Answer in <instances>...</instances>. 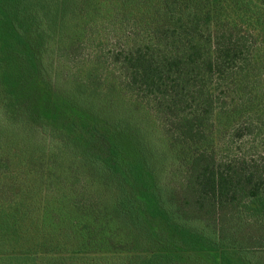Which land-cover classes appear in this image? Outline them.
<instances>
[{"label":"trees","instance_id":"obj_1","mask_svg":"<svg viewBox=\"0 0 264 264\" xmlns=\"http://www.w3.org/2000/svg\"><path fill=\"white\" fill-rule=\"evenodd\" d=\"M65 54L103 71L54 74ZM0 102L64 134L82 175L110 192L105 204L87 190L44 202L42 226L67 208L73 219L34 245L31 228L5 224L40 183H5L0 264H264V0H0ZM10 155L0 169L13 165V179L31 170Z\"/></svg>","mask_w":264,"mask_h":264},{"label":"rangeland","instance_id":"obj_2","mask_svg":"<svg viewBox=\"0 0 264 264\" xmlns=\"http://www.w3.org/2000/svg\"><path fill=\"white\" fill-rule=\"evenodd\" d=\"M102 16H99V21L101 20ZM101 28H103V25H100ZM105 31V30H104ZM86 48L84 50L83 54L93 53L95 54L97 51V48H92L91 44L86 42ZM70 48V47H68ZM55 55L57 51L54 52ZM53 60H56L53 58ZM87 61H85V57L79 56L76 59L70 58L68 54H65L62 56L58 62H54L51 69L54 74L60 73L62 77H67L69 80H75V77H81L84 78L86 76H89V73L91 72L93 75H97L103 69H98L94 63H89L88 66L84 65ZM66 73V74H65ZM65 74V75H64ZM0 102V156H5L6 154H12L10 156L14 157V159H29L33 163V159L37 160V165H34L31 163V170L27 168H22L21 165V174L19 177L13 179L11 176L13 173L11 165L10 167L1 168L0 169V188L7 185H13L15 182H19L20 186L25 189H29L32 193L34 192L32 189L35 188L37 183H40V185L37 188V196L33 200L32 204H37L39 208H36L32 205L31 209L28 211L27 214L23 215V218L20 219V213L23 211L19 209L17 213L15 212L12 216H10L5 224V226L8 223H12L14 221L19 220V234H16L15 236L18 237V235L23 236L22 232L32 229L30 232L29 238L35 239L34 245L38 243L41 239L45 237H50L51 234L49 232V229L53 226L59 227L61 230L70 227L71 221L73 217H71L72 212L68 208L65 210L66 216L65 217H58L56 219L55 217H52L51 220H56V224L50 225L45 227V225L42 226L44 223L43 221V205L48 202L51 204L60 203L61 199H59L61 193H67L70 197L68 199L80 197V194L82 191H86L89 197L101 201L103 204L107 203L110 198V192L109 189L103 188L101 185H92L91 182H89V178H86L83 172L82 168L76 165L75 162H73L69 154L67 153V148L61 145L62 142V135L60 132H53L51 130L50 125H46V127L43 129H39L40 125L38 123H35L32 121H27L25 118L12 115L14 114V111L11 109L9 116L6 113V108L1 104ZM141 111L143 112L144 117L142 119H146L144 123L147 121L149 126V135L152 139V142L160 146L163 142L162 133L159 131L160 128L155 124L153 121L152 114L148 112V110H145L141 106ZM35 127L36 130L38 129L39 132L34 135V132L32 128ZM154 135V136H153ZM155 137V138H154ZM61 141V142H59ZM59 142V144H58ZM63 143V142H62ZM31 144V145H30ZM30 145V146H29ZM55 146L57 148H55ZM51 148L50 155L49 149ZM20 156L24 157L21 158ZM54 160L53 165H57L58 171L54 174L53 172H50V174L53 175V182L49 183L48 186L45 185L46 179L49 177H46V174L49 172L48 165L50 164L49 161ZM20 161V160H18ZM33 168V169H32ZM17 171L19 169H16ZM29 173V174H28ZM37 174V175H36ZM67 174H70L72 176V180H77L76 187H72L74 189L70 190L71 183L69 175L67 177ZM34 175L36 176V179H34ZM89 182V183H88ZM43 183V184H42ZM4 184V185H3ZM30 185V187H29ZM46 186V187H45ZM59 186L61 188H59ZM48 190V192L46 191ZM3 191L0 190V213L3 211H8L9 209V201H4L7 197V195H2ZM52 194L55 196V198L52 196ZM32 195V194H31ZM3 196V197H1ZM4 199V200H3ZM29 199L28 197L22 196V197H16L14 199L11 198V201L13 205H20L19 203H22L24 201H27ZM62 205V204H60ZM65 208V206H64ZM2 209V210H1ZM46 210V209H45ZM47 214L53 215V212L49 209L47 210ZM54 216V215H53ZM62 222V223H61ZM33 224V227H32ZM59 225V226H55ZM66 228V229H67ZM65 229V230H66ZM22 231V232H21ZM63 237V234H56L53 233V238L58 239ZM1 240L5 241H13V238L8 235H3ZM10 247V246H9ZM34 247V246H32ZM21 251V250H19ZM24 251V250H23ZM0 254H3V252L0 250ZM84 254V253H82Z\"/></svg>","mask_w":264,"mask_h":264}]
</instances>
